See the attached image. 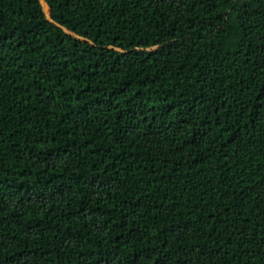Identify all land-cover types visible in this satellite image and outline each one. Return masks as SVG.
Returning a JSON list of instances; mask_svg holds the SVG:
<instances>
[{"label": "trees", "instance_id": "obj_1", "mask_svg": "<svg viewBox=\"0 0 264 264\" xmlns=\"http://www.w3.org/2000/svg\"><path fill=\"white\" fill-rule=\"evenodd\" d=\"M0 264H264V0H0Z\"/></svg>", "mask_w": 264, "mask_h": 264}, {"label": "rangeland", "instance_id": "obj_2", "mask_svg": "<svg viewBox=\"0 0 264 264\" xmlns=\"http://www.w3.org/2000/svg\"><path fill=\"white\" fill-rule=\"evenodd\" d=\"M44 11L48 14L49 13V8L46 6H44Z\"/></svg>", "mask_w": 264, "mask_h": 264}, {"label": "water", "instance_id": "obj_3", "mask_svg": "<svg viewBox=\"0 0 264 264\" xmlns=\"http://www.w3.org/2000/svg\"><path fill=\"white\" fill-rule=\"evenodd\" d=\"M44 3V2H43ZM45 4V3H44ZM45 6V5H44ZM49 14H50V9H49V13H48V16H49Z\"/></svg>", "mask_w": 264, "mask_h": 264}]
</instances>
